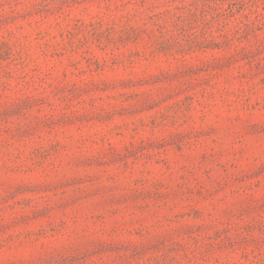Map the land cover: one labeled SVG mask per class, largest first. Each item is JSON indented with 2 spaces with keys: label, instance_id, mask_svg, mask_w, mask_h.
I'll use <instances>...</instances> for the list:
<instances>
[{
  "label": "rangeland",
  "instance_id": "obj_1",
  "mask_svg": "<svg viewBox=\"0 0 264 264\" xmlns=\"http://www.w3.org/2000/svg\"><path fill=\"white\" fill-rule=\"evenodd\" d=\"M0 264H264V0H0Z\"/></svg>",
  "mask_w": 264,
  "mask_h": 264
}]
</instances>
